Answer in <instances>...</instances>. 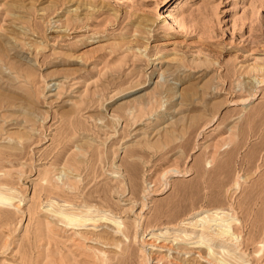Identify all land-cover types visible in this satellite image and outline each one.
Returning a JSON list of instances; mask_svg holds the SVG:
<instances>
[{"label":"rangeland","instance_id":"374dc122","mask_svg":"<svg viewBox=\"0 0 264 264\" xmlns=\"http://www.w3.org/2000/svg\"><path fill=\"white\" fill-rule=\"evenodd\" d=\"M0 46V264H264V0H0Z\"/></svg>","mask_w":264,"mask_h":264},{"label":"bare ground","instance_id":"6f19581e","mask_svg":"<svg viewBox=\"0 0 264 264\" xmlns=\"http://www.w3.org/2000/svg\"><path fill=\"white\" fill-rule=\"evenodd\" d=\"M176 23V22H175ZM177 25V24H176ZM3 52V49H2V46H0V53H2ZM258 83H257V85H258V88H259V86L261 85V84H263L264 83V81H262V80H258L257 81ZM177 172V171H176ZM187 172V171H186ZM172 173V172H171ZM174 173H175V171H174ZM168 176V175H167ZM168 183V182H167ZM166 183V184H167ZM9 203H11V199L10 198H8V197H6V196H0V204H9ZM66 218V221L69 223V222H72L73 220V222H75V223H77L78 225H79V223L81 224V222H82V220L81 219H79V218H76V217H65ZM66 222V223H67ZM74 223V224H75ZM76 224V225H77ZM185 226V225H184ZM183 227V226H182ZM201 236H203V233L201 232ZM205 236V235H204ZM204 238V237H203ZM206 238V237H205ZM208 238V237H207ZM217 239V242H219L220 244H222V245H224L225 243L222 241V240H220V238H216ZM226 245V244H225ZM224 245V246H225ZM144 246V245H143ZM236 249V248H235ZM149 253V252H148ZM147 256H148V254H147Z\"/></svg>","mask_w":264,"mask_h":264}]
</instances>
